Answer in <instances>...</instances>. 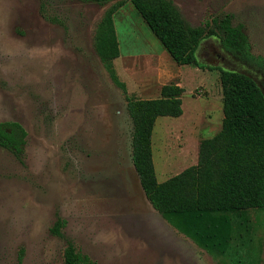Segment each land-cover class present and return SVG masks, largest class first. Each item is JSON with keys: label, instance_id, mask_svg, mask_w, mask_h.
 Segmentation results:
<instances>
[{"label": "rangeland", "instance_id": "obj_1", "mask_svg": "<svg viewBox=\"0 0 264 264\" xmlns=\"http://www.w3.org/2000/svg\"><path fill=\"white\" fill-rule=\"evenodd\" d=\"M193 27L232 16L250 52L264 60V0H166ZM114 16L129 96L155 99L161 84L183 88L182 115L159 117L152 158L159 183L196 164L199 142L223 119L218 69L264 77L205 36L200 63L178 66L127 0H0V124L27 133L22 159L0 148V264H63L67 240L93 264H227L199 249L152 209L131 161L133 128L122 91L94 49L104 12ZM165 75L163 81H159ZM249 256L264 264V211L251 212ZM57 218L63 237L50 233ZM225 262V263H224Z\"/></svg>", "mask_w": 264, "mask_h": 264}, {"label": "trees", "instance_id": "obj_2", "mask_svg": "<svg viewBox=\"0 0 264 264\" xmlns=\"http://www.w3.org/2000/svg\"><path fill=\"white\" fill-rule=\"evenodd\" d=\"M105 6L114 0H82ZM138 12L171 60L178 66L192 65L213 70L197 59L205 36L220 39L222 48L239 62L258 70L264 77V60L250 52L241 25L222 14L210 25H188L171 2L127 0ZM122 2L108 8L94 33V49L111 82L125 96L133 134L131 161L140 187L152 209L179 234L199 249L227 264H257L249 256L251 212L264 211V95L249 76L218 69L222 88L223 119L219 132L199 142L196 165L159 183L152 158V133L159 117L182 115L183 88L163 85L156 99L128 95L115 70L119 44L113 16ZM27 133L18 123L0 124V148L23 162ZM65 221L57 218L50 233L62 238ZM224 262V263H225ZM63 264H93L74 243L67 240Z\"/></svg>", "mask_w": 264, "mask_h": 264}, {"label": "crops", "instance_id": "obj_3", "mask_svg": "<svg viewBox=\"0 0 264 264\" xmlns=\"http://www.w3.org/2000/svg\"><path fill=\"white\" fill-rule=\"evenodd\" d=\"M120 58V55H119V57L117 58V59H119ZM164 77H165V75H162V77L160 78V80L159 81H163L164 80ZM163 85L161 84V86H160V88H159V90L157 89V91H155V93L157 92V95H158V93L160 92V89H161V87H162ZM181 86V85H180ZM158 98V97H157ZM156 99V98H155ZM199 146V145H198ZM194 155H197L196 156V160H197V158H198V148L197 149H195V152H194ZM197 163V162H196ZM194 165H196V164H194ZM191 166H193V165H191ZM190 167V166H189ZM132 168L134 169V167H133V165H132ZM188 168V167H187ZM186 169V168H185ZM135 171V170H134ZM136 173V172H135Z\"/></svg>", "mask_w": 264, "mask_h": 264}, {"label": "flooded vegetation", "instance_id": "obj_4", "mask_svg": "<svg viewBox=\"0 0 264 264\" xmlns=\"http://www.w3.org/2000/svg\"><path fill=\"white\" fill-rule=\"evenodd\" d=\"M237 60V59H236Z\"/></svg>", "mask_w": 264, "mask_h": 264}]
</instances>
